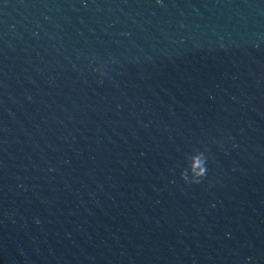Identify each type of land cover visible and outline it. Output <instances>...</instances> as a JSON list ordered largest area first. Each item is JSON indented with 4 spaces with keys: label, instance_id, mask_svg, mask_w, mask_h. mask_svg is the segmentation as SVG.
<instances>
[{
    "label": "water",
    "instance_id": "water-1",
    "mask_svg": "<svg viewBox=\"0 0 264 264\" xmlns=\"http://www.w3.org/2000/svg\"><path fill=\"white\" fill-rule=\"evenodd\" d=\"M0 264H264V0H0Z\"/></svg>",
    "mask_w": 264,
    "mask_h": 264
},
{
    "label": "clouds",
    "instance_id": "clouds-1",
    "mask_svg": "<svg viewBox=\"0 0 264 264\" xmlns=\"http://www.w3.org/2000/svg\"><path fill=\"white\" fill-rule=\"evenodd\" d=\"M207 175V166H206V160L204 162V164L202 165V170L198 173V174H195L193 176H191V183H199L201 182ZM186 179V182L188 180V177H185Z\"/></svg>",
    "mask_w": 264,
    "mask_h": 264
}]
</instances>
